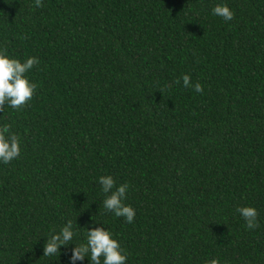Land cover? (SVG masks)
<instances>
[{
    "label": "trees",
    "instance_id": "obj_1",
    "mask_svg": "<svg viewBox=\"0 0 264 264\" xmlns=\"http://www.w3.org/2000/svg\"><path fill=\"white\" fill-rule=\"evenodd\" d=\"M42 2L0 0V49L40 61L30 103L0 112L21 145L0 162V264H72L92 227L126 264H264V0ZM102 175L129 185L132 223ZM69 220L74 243L43 256Z\"/></svg>",
    "mask_w": 264,
    "mask_h": 264
},
{
    "label": "clouds",
    "instance_id": "obj_2",
    "mask_svg": "<svg viewBox=\"0 0 264 264\" xmlns=\"http://www.w3.org/2000/svg\"><path fill=\"white\" fill-rule=\"evenodd\" d=\"M36 7H43L42 0H35ZM213 15L231 21L234 12L227 5L218 4L213 10ZM40 63L37 57H29L24 61L9 57L7 49H0V112L5 106L13 109H22L27 106L36 94L37 84L31 82L28 73ZM184 87H193L197 93L203 92L200 82L192 85L191 77L185 74L182 77ZM161 92L162 90L159 89ZM21 145L19 137L11 131L9 124L0 126V162L8 164L19 158ZM105 199L103 206L108 212L117 217H123L127 223H132L135 210L132 206L124 203L129 185L127 183L116 186V181L110 175L99 177ZM236 211L246 221L248 229L259 226L257 209L253 206L238 207ZM76 233L73 230V222L69 220L59 232L52 234L45 243L43 256L52 257L60 254L61 246L74 243ZM86 243L77 245L71 250L72 264L83 261L86 256L91 264H126L127 253L123 250L120 242L113 238V234L104 227H92L87 229ZM211 264H218L213 260Z\"/></svg>",
    "mask_w": 264,
    "mask_h": 264
}]
</instances>
